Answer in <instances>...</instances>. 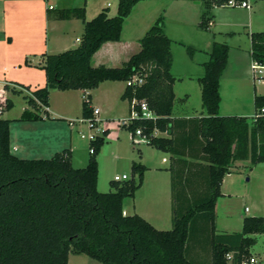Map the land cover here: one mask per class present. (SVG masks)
Masks as SVG:
<instances>
[{
  "label": "trees",
  "instance_id": "1",
  "mask_svg": "<svg viewBox=\"0 0 264 264\" xmlns=\"http://www.w3.org/2000/svg\"><path fill=\"white\" fill-rule=\"evenodd\" d=\"M138 1L116 0L113 16L102 8L89 20L83 4L54 11L56 19H79L82 33L74 48L40 53L43 84L23 96L27 108L17 120L46 118L40 106L46 107L49 89L90 90L104 80L125 82L140 76L142 83L125 86L121 97L127 104L132 98L143 100L155 118L135 120L127 129L139 127L148 145L168 154L170 228L159 230L135 213L121 212L122 200L132 197L141 184L146 167L140 162H131L127 179L110 180L112 190L97 191L96 155L106 129L88 143L85 165L74 168L68 148L47 158L11 155L8 120L0 118V264H67L68 254H83L101 264H227L229 253V264H240L251 254L254 235L264 233V216L243 217L239 232L216 233L213 224L219 186L232 164L264 162V117L218 113L227 44L213 41L202 63L197 82L204 114L197 116H171L175 79L161 15L126 62L118 67L90 65L92 53L103 42L118 41L123 20ZM248 38L251 61L264 63V31L251 32ZM185 49L192 54V48ZM263 103L264 95L253 97L254 110ZM9 107L6 99L5 109ZM80 115L91 117L88 94L81 97Z\"/></svg>",
  "mask_w": 264,
  "mask_h": 264
},
{
  "label": "crops",
  "instance_id": "2",
  "mask_svg": "<svg viewBox=\"0 0 264 264\" xmlns=\"http://www.w3.org/2000/svg\"><path fill=\"white\" fill-rule=\"evenodd\" d=\"M37 1L38 0H0V63H14L7 65L9 70H17L19 66L18 63L25 60L26 56H39L40 53H57L65 49L74 48L78 44V40L76 39H78L82 33L81 21L74 17L68 19H56L53 17L54 8L52 6L50 9H47V5L44 6V3L40 5V2ZM112 1H115L113 7L107 0H74V2H72L73 4H62L59 0L56 10L80 7L83 4L84 18L85 20H89L93 18L98 12H100L102 8H107V15L113 16L116 10V0ZM147 1L149 0H141L133 5L130 13L124 18L122 22V28L118 41L103 42L92 53L89 61L91 66H97L101 64L107 67H118L122 63L126 62L132 54L139 50L138 39L143 35V33L152 24L156 17L152 18V20H150L148 23H142L141 26H138L139 20L136 21L133 19L131 21V19L138 15V12L143 9V4H145ZM169 1L173 3V6L176 8L178 13L175 15L177 27H185V25L189 23L187 21H190V27L193 33H191L192 37L187 40H182V38H172V36H170V32H168L163 23V32L170 40V73L175 79L172 84L174 98L176 97L175 84L177 82L182 83L184 80L189 82L194 80L197 82V79L202 75V63L207 59V53L211 43L213 41L222 42L227 44L228 52L226 65L219 78L218 113L220 115L250 116L254 111V107L249 114L237 113V110H232L235 111L232 112L229 109L230 107H232V109H237V104L234 103L238 92L237 82H239L242 76H244L247 80H250V84L252 86L250 92L252 104L253 97L255 95H264V92H257L255 82L259 81L253 80L250 76L249 64L251 59L249 56L248 38V35L251 32L264 31L263 0H252V2L249 0V9L240 7H213L210 5L209 0H205V10L208 13L206 16L205 30H201L199 28L201 23L199 21V14L203 12L202 7H200V0ZM127 24L131 25L130 28L135 33L126 34L124 38L122 35L123 28L125 25L127 26ZM207 26L212 27L211 30H207ZM174 33L178 34L179 36H183L181 34L182 32L179 30L178 32L175 30ZM69 35L71 37L68 40L67 37ZM173 41L187 45V47L192 48L193 51L200 52V55H198L196 59L194 54H191V59L182 58L179 61V63L182 64L179 66L175 64L177 67H174V58L171 52V43ZM0 69L4 71L5 68L1 66ZM25 69L28 70V67H22L21 70L23 71L20 72H26ZM15 76H20L19 81H28L26 75L24 74L17 73ZM2 81L6 80L3 79ZM1 83L6 84L5 82ZM35 83L36 85L41 86L43 84V75L42 78L37 80ZM10 85L11 84H8L9 88L12 86ZM124 88L125 83L123 81L104 80L98 83V85L93 89L73 91H79L83 94L86 93L89 95L90 106L91 108L98 109L97 117L102 121L106 116L108 117L107 113L109 111L116 110L117 106H119V109L121 108V105L116 104V100L118 99L121 100V102H125L127 111V101L121 97ZM51 91L68 92L72 90H48L46 107L44 109L46 118L34 122L33 125H31L34 131L31 137L28 138V141L33 143L36 149L35 152L37 154L43 153V157L50 156L53 152L68 148L70 150V160L72 161L73 155L71 146V133L75 122H77V119L71 120L72 118L68 116L69 113L67 109L64 107H56L49 101ZM182 91L183 92H181V96L177 97L180 104V109H178L175 113L171 111V116L190 117L204 114L203 109L200 107V103L199 108H193L194 110L192 109L194 112L187 110L185 106H187V99L189 98L191 92L188 89ZM223 97H230L234 101L231 106H228V109L225 108L224 112H222ZM126 111H122L118 114L122 115ZM59 120H65V123H63L64 127L61 126ZM78 131L82 130L76 129L77 134ZM15 141V138H12L9 134L7 124L8 152L15 157H17L16 155H20V158H25L24 156L22 157V155L26 154V150L23 149V146H21L18 141H16L18 143ZM20 141H25V139H20ZM31 151H33V147L31 148ZM166 156L161 157L160 162L164 164L167 163L168 166L169 160L168 156ZM140 159H142V157ZM242 161L248 162V160ZM155 165L157 164H154V166L151 164L145 167L147 170L151 169L157 171L161 169ZM232 165L234 167H238L241 165V162L235 161ZM231 174L232 173H227L223 176L219 186L221 193L220 196L225 195L222 189L225 188L227 184L231 183V178H229ZM143 177L141 184L136 189V191H139L143 188ZM162 186H164V192L163 190L159 191L160 186L158 184L154 185L153 183L152 186L143 193L142 205H140V207H136L134 204H132L131 209H129L126 205H122V214L130 215L135 213L154 228L166 229L170 224L169 180H167V183H162ZM132 211L134 212L132 213ZM68 263L69 257H67V264Z\"/></svg>",
  "mask_w": 264,
  "mask_h": 264
},
{
  "label": "rangeland",
  "instance_id": "3",
  "mask_svg": "<svg viewBox=\"0 0 264 264\" xmlns=\"http://www.w3.org/2000/svg\"><path fill=\"white\" fill-rule=\"evenodd\" d=\"M38 1L40 2V5L44 3V6H52L55 11L58 6L57 4L59 0ZM107 1L113 7L115 1ZM204 1L205 0H200V7H202L203 9V12L199 14V21L201 22L199 28L201 30H205V19L208 14L205 10ZM250 1L252 2V0ZM60 2L62 4H73L72 2H74V0H60ZM142 7L143 9L138 12V15L135 18L131 19V21L133 19H135L136 21L139 20L138 26H141L142 23H148L150 22V20H152V18L161 15L163 23L167 28L168 32H170V36H172V38H182V40H187L192 37L190 21H187L189 23H187L185 27H177L175 22V15H177L178 13L176 8L173 6V3H171L169 0H149L145 4H143ZM130 27L131 25L127 24V26L125 25V27L123 28L122 35L124 36V38L126 34L135 33ZM211 28L212 27H206L207 30H211ZM175 30L176 32H178V30L181 31V34L183 36H179L178 34L174 33ZM70 37L71 36L69 35L67 39L69 40ZM186 47L187 45H184L180 42L173 41L171 43V52L174 58V67H177L175 64H177L178 66L182 64L179 63L180 59L182 58L191 59V55H188L186 52ZM199 53L200 52L197 51L192 52V54H194L195 59L198 57V55H200ZM25 58L26 64L24 65L23 61H21L20 63H18L19 66L17 70H9L7 67L8 64L14 63H0V67L3 66L5 68L4 71L0 69V85L3 84L1 82H5L7 88H9L8 84H11V88L15 91H18L15 93L8 92L10 107L2 111L0 118L8 120L9 134L12 138H15V140L18 141L21 146H23V149L26 150V154L24 153L25 155H22V157L24 156L25 158H47L49 156L43 157V153L37 154L35 152L36 149L33 143H31V141H28V138L31 137L34 131L31 125H33L34 122H37L39 120H17L21 108H27L23 96L29 95L30 91L33 88H36V86L40 87V85H36L35 82L42 78V72L38 68L40 64L39 56L29 55ZM22 67H28V70L25 69L26 72L21 73L20 71H23L21 70ZM17 73L26 75L28 81H19L20 76H15ZM3 79L6 81H2ZM255 85L257 92H264L263 81L259 80V82H255ZM24 86L26 88H24ZM185 89H188L191 92L189 98L187 99V106H185L187 110L194 112L193 108H199L200 95L198 94V82H195L194 80L191 82L184 80L182 83L177 82L175 84L176 97L173 100L172 107V111L174 113L178 109H180V104L177 97H180L181 92H183L182 90ZM251 89L252 86L250 84V80H247L244 76H242L239 82H237L238 92L235 102L230 97L222 98V112H224L225 108L228 109V106H231L234 102L237 104V109H232V107H230L229 110H237V113L249 114L253 108L250 93ZM50 93L51 94L49 96V101L56 107H64L65 109H67L69 113L68 116L72 118L71 120L81 118L80 102L83 93L73 90L68 92L51 91ZM116 104L121 105L122 109H119V106H117L116 110L109 111L107 113L108 117L106 116L105 119H103L100 123L101 127L107 130V133L105 134L103 144L100 147L98 154L96 155L97 191L107 192L109 190H112V188L109 186V181L112 180V177L114 175H122L124 173V175L128 177L130 164L132 161L140 162L141 164H144V166H149L151 164H153L154 166V164H157L155 166L161 168L157 171L151 169L144 170V177L142 175L144 179L143 188L139 191L135 190L136 192L134 191L132 197H125L122 201L123 206L126 205L129 209H131L132 204H134L136 207H140V205H142L143 193L145 192V190L150 188L153 183L154 185L158 184L160 186L159 191L163 190L164 192V186H162V183H167V180H169V173L166 169L167 163H161L160 158L165 157L166 155L168 156V154L156 150L154 147L148 144L133 145L129 140V131L125 127L119 126L117 124L118 118H122L127 115L125 102H121V100L118 99L116 100ZM122 111L126 112L122 115H119L118 113ZM59 123H61V126L64 127L63 123H65V120H59ZM76 129H80L86 133L85 123L82 122L81 124H79L78 122H75L71 133V146L73 155V159L71 158L72 161L70 160L71 166L74 168H80L85 165L88 157V142L85 139L79 138ZM156 135L163 134L156 132ZM20 139H25V141H20ZM32 147L33 151H31ZM16 156L19 158L21 157L20 155ZM141 157L142 159H140ZM240 162L241 165H239L238 167H234L232 165V167L229 168V173H232L229 177L231 178V183L227 184L225 188H221L225 195L219 196L215 200L213 224L216 233L239 232L241 227V219L243 217L264 216V162H258L253 165L249 164V162L246 161ZM244 207L247 208L246 211L243 210ZM133 212L134 211H132V213ZM169 228L170 224L166 229ZM254 238L255 242L249 250L251 252V255L256 256L260 263H264V233L255 234ZM68 257V264H101L100 262L88 258L83 254H68Z\"/></svg>",
  "mask_w": 264,
  "mask_h": 264
},
{
  "label": "built area",
  "instance_id": "4",
  "mask_svg": "<svg viewBox=\"0 0 264 264\" xmlns=\"http://www.w3.org/2000/svg\"><path fill=\"white\" fill-rule=\"evenodd\" d=\"M211 6L229 7V8L240 7L245 9L250 8L249 0H211ZM46 7L47 9L51 8L50 5H47ZM249 70H250V76L253 80H257V81L261 80L264 82V63L251 61L249 64ZM124 83L125 86L139 85L142 83V78L140 76L134 75L130 79L126 80ZM3 85L6 86V84L0 85V115L2 111L5 109L6 99H7L6 94L8 93V91L4 89ZM85 94L86 93H84L82 96H85ZM40 109L44 110L45 107L40 106ZM97 114H98V109L91 108L90 118L81 117L77 119L78 123L84 122L86 127V133L84 131H78V136L80 139H85L88 143L91 140H94L96 137L101 136L104 130L100 125L101 120L97 117ZM250 116L252 117V119H255L257 117H264V103L258 106ZM154 118H155L154 113L148 109L146 103L143 100H136L135 98H132L128 103L127 115L125 117L118 118L117 124L127 129L129 126H131L132 122L135 120H144V119L153 120ZM128 131H129V140L133 145L148 143V136L143 134L139 127H134L132 130H128ZM152 134L156 135V131H154ZM90 151L91 149L88 148V152ZM127 178L128 177L124 174L114 175L112 177V180L122 181ZM243 210L246 211L247 208L244 207ZM225 258L227 264H229L231 259V254L230 253L226 254ZM240 264H264V263H260V261L257 259L256 256L250 254L249 257L242 260Z\"/></svg>",
  "mask_w": 264,
  "mask_h": 264
}]
</instances>
